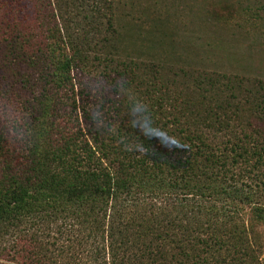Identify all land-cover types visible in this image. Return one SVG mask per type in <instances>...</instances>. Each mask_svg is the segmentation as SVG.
Listing matches in <instances>:
<instances>
[{
	"label": "trees",
	"instance_id": "1",
	"mask_svg": "<svg viewBox=\"0 0 264 264\" xmlns=\"http://www.w3.org/2000/svg\"><path fill=\"white\" fill-rule=\"evenodd\" d=\"M58 1L0 13V264H264V80L211 74L184 120L158 97L99 122L79 84L106 59L90 31L75 49L84 21L59 22ZM44 17L68 34L50 52Z\"/></svg>",
	"mask_w": 264,
	"mask_h": 264
},
{
	"label": "rangeland",
	"instance_id": "2",
	"mask_svg": "<svg viewBox=\"0 0 264 264\" xmlns=\"http://www.w3.org/2000/svg\"><path fill=\"white\" fill-rule=\"evenodd\" d=\"M35 2L0 0V9H6L0 13L8 21L32 19ZM241 5L247 8L241 10ZM56 6L59 22L77 14L84 21L68 32L77 34L75 49L90 31L95 34L89 54L106 59L87 63L82 59L78 65L79 69L86 63L96 74L91 83H85L86 77L80 81L79 98L87 107L92 103L93 111L98 109L99 122L102 113L113 116L123 107L120 113L125 118H139L140 104L158 97L165 100V118L184 120L187 114L178 110V101L192 98L189 92L205 87L211 74L238 73L264 80V0H82L72 5L59 0ZM47 18L42 22L46 45L41 46L50 52L68 34L59 28L55 33L49 30ZM104 68L116 71L108 79L98 78ZM154 116L155 122L161 118ZM176 128L186 126L178 121Z\"/></svg>",
	"mask_w": 264,
	"mask_h": 264
}]
</instances>
